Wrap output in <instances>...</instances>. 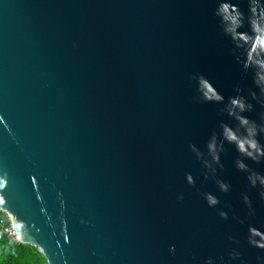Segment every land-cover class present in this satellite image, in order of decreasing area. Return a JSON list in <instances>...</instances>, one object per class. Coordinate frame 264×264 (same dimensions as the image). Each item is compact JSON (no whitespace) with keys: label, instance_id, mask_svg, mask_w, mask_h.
Masks as SVG:
<instances>
[{"label":"water","instance_id":"obj_1","mask_svg":"<svg viewBox=\"0 0 264 264\" xmlns=\"http://www.w3.org/2000/svg\"><path fill=\"white\" fill-rule=\"evenodd\" d=\"M216 6L215 0H0L5 209L32 225L28 238L50 264H201L208 257L221 264L219 257L228 261L237 247L228 235L240 241L247 264L264 256L246 240L249 223L264 231V200L234 167V147L225 145L218 171L231 184L228 193L204 179L188 147L204 150L221 120L235 123L219 115L221 105L199 102L190 81L194 73L205 75L227 101L241 80ZM240 7L247 11L244 0ZM242 87L244 95L254 87L251 74ZM262 111L256 105L245 115L259 122ZM245 162L264 174V163ZM185 173L194 176V187ZM244 191L256 216L243 225L232 212L220 219L201 195L215 194L220 207L230 203L244 218Z\"/></svg>","mask_w":264,"mask_h":264},{"label":"clouds","instance_id":"obj_2","mask_svg":"<svg viewBox=\"0 0 264 264\" xmlns=\"http://www.w3.org/2000/svg\"><path fill=\"white\" fill-rule=\"evenodd\" d=\"M215 2L217 6L213 14L218 18L220 35L230 42V54L235 62L241 65L242 77L234 86L235 95L229 96L227 101L205 75L194 73L190 76V81L195 82L196 99L199 102L221 105L218 109L219 115L227 116L235 123L233 125L221 120L218 125L219 130L210 134L205 142L204 150L194 143L189 144L188 147L195 160L199 162L204 179L214 180L220 192L228 193L231 190V184L219 179L218 171L224 170L221 154L226 153L225 145H232L238 154L233 161L234 167L246 175L249 190L258 189L260 199L264 200V174L245 162L250 160L254 164L264 163V143H261L259 139L264 136V111L259 114V122L245 115V113H253L256 105L264 109V0H244L247 3V11L241 9L240 0H215ZM249 74L254 87H248L247 94L244 95L242 93L245 92V88L242 87V83ZM0 120H3V117H0ZM185 179L188 185L195 186L196 180L191 173H185ZM9 183L8 172L0 170V264H16L17 246L33 249L38 257V259L28 257L20 264H50L43 248L28 238L30 235L28 229L32 225L25 219H18L5 209L7 203L5 193ZM32 185L34 189H38L35 177H32ZM201 195L208 207L218 208L217 214L222 220L227 221L229 212H232V220L243 225L256 216L248 191L242 192L240 197L247 209V215L244 218L233 211L230 203L220 207L221 200L215 194L204 192ZM58 197L63 208V194L58 193ZM37 200L41 201V213L47 217L48 213L38 190ZM177 200L183 201L184 194H178ZM63 224V240L65 244H69L70 237L66 221ZM227 240L237 247H233L228 252V261H225L223 256L219 257L221 264H228L231 261L247 264L242 259L243 253L239 250L240 241L232 235H228ZM246 240L250 247L264 250V231L255 224H248ZM168 251L175 255L176 246L170 245ZM9 256L13 259L9 260ZM256 261L257 264H264V256H257ZM201 264H216V258L208 257Z\"/></svg>","mask_w":264,"mask_h":264},{"label":"trees","instance_id":"obj_3","mask_svg":"<svg viewBox=\"0 0 264 264\" xmlns=\"http://www.w3.org/2000/svg\"><path fill=\"white\" fill-rule=\"evenodd\" d=\"M17 257H16V264H20L21 261L26 260L28 257H36L35 251L29 247L26 246H17ZM9 260H12L13 258L11 256L8 257Z\"/></svg>","mask_w":264,"mask_h":264}]
</instances>
